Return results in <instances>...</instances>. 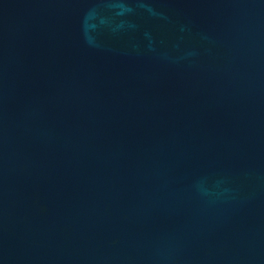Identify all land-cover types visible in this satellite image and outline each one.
Masks as SVG:
<instances>
[{
	"label": "water",
	"instance_id": "1",
	"mask_svg": "<svg viewBox=\"0 0 264 264\" xmlns=\"http://www.w3.org/2000/svg\"><path fill=\"white\" fill-rule=\"evenodd\" d=\"M0 264H264V0H0Z\"/></svg>",
	"mask_w": 264,
	"mask_h": 264
}]
</instances>
